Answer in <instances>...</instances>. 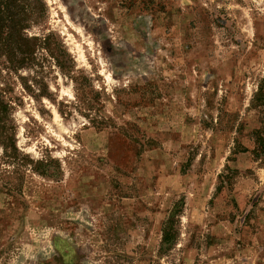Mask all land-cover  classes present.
Here are the masks:
<instances>
[{
  "label": "rangeland",
  "instance_id": "374dc122",
  "mask_svg": "<svg viewBox=\"0 0 264 264\" xmlns=\"http://www.w3.org/2000/svg\"><path fill=\"white\" fill-rule=\"evenodd\" d=\"M30 1L18 65L0 0V264H264V0Z\"/></svg>",
  "mask_w": 264,
  "mask_h": 264
},
{
  "label": "trees",
  "instance_id": "16d2710c",
  "mask_svg": "<svg viewBox=\"0 0 264 264\" xmlns=\"http://www.w3.org/2000/svg\"><path fill=\"white\" fill-rule=\"evenodd\" d=\"M28 10L25 21L18 19L17 15L11 13V25H9L8 40L4 44L6 54L10 62L18 65L33 64L37 57L34 53L36 48L42 47L48 50L50 46V36L42 37H22L18 38L20 30L29 27L32 21L38 17L37 11L34 9L33 2L28 0ZM53 54V51H49ZM37 63V62H36ZM252 105L259 107L263 116L261 118L262 125L253 131L254 143L253 152L257 157L264 159V78L260 81L257 91L254 94Z\"/></svg>",
  "mask_w": 264,
  "mask_h": 264
}]
</instances>
